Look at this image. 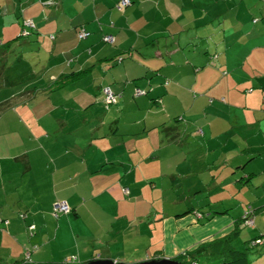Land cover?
Returning <instances> with one entry per match:
<instances>
[{"label":"crops","instance_id":"obj_1","mask_svg":"<svg viewBox=\"0 0 264 264\" xmlns=\"http://www.w3.org/2000/svg\"><path fill=\"white\" fill-rule=\"evenodd\" d=\"M119 1L0 0L1 45L29 30L45 55L0 101V264L191 263L236 230L264 255V0ZM165 178L216 181L220 209L151 223L142 199Z\"/></svg>","mask_w":264,"mask_h":264},{"label":"rangeland","instance_id":"obj_2","mask_svg":"<svg viewBox=\"0 0 264 264\" xmlns=\"http://www.w3.org/2000/svg\"><path fill=\"white\" fill-rule=\"evenodd\" d=\"M25 32L27 33L26 36H23L21 31L18 35V37L20 36V38L16 39L15 41H11L12 43L9 44V50L5 54L0 55V101L2 100V98H4L3 95H12L13 92L17 93L19 90H23V92L25 91V89L29 91L32 90L29 87L32 80H34L37 75L44 72V70L42 71V66L39 64H41V59H45V55L36 51L38 46L35 47L31 44L33 43V38H31L32 32L29 30H26ZM9 41L10 39H7L4 44ZM6 123L9 124L8 119ZM27 123L30 124V119L28 118ZM224 180L225 178L222 180V182ZM177 182H179L180 185H175V182L172 179L167 178L154 181L153 183H151V181H148L149 185L146 187V190L148 192L153 190V192H155V195L152 197L149 196L147 198H143L142 203L145 204L148 208L150 216L149 220H151V223H154V221L156 220V209L167 210L165 212L166 214H169L168 211L170 209L172 213V210L176 207H179V210H187L186 208L205 210L207 206L208 211L213 209H220V206L217 202L218 200H221L219 199L220 197L218 195L219 184L216 183V181L211 182V188L208 185L206 186L203 182L202 184H199V179H181ZM106 186L111 188L108 184ZM134 199V196L131 197V200ZM244 216L245 215H242L241 217L244 218ZM243 222L245 221L243 220ZM244 225L246 226L247 224L245 223ZM248 227L249 228L244 229L246 233H248V230L250 231V226ZM245 236L246 235L243 232L242 240H244ZM240 242L241 241L237 243ZM254 242L256 241H251V245ZM241 247L246 248L249 246H247L246 244H241ZM254 251H258V249H256L255 247V249L252 250L251 254L249 255L250 258L255 257L253 256ZM107 253L109 254V252ZM255 258L257 259L255 263L252 264H259V261L261 259H264V255H260L259 257L257 256ZM200 261L201 264H208L203 259H201ZM212 264H220V262L216 261Z\"/></svg>","mask_w":264,"mask_h":264},{"label":"trees","instance_id":"obj_3","mask_svg":"<svg viewBox=\"0 0 264 264\" xmlns=\"http://www.w3.org/2000/svg\"><path fill=\"white\" fill-rule=\"evenodd\" d=\"M131 1V0H130ZM122 0L119 1V3L117 4V7L121 5ZM127 8V7H126ZM125 9V8H123ZM120 9V10H123ZM25 26V25H24ZM12 42H7L6 44H4V48L0 43V55L5 54L9 49V44ZM89 72H91V69L88 67L86 70L82 71V73L79 72H72L71 74H68L66 77H64L63 79L57 80L55 83H53L49 90L53 89V90H59V89H63L68 87L69 85H71V82L73 79L75 78H80V76H83L84 74H89ZM33 89V88H32ZM46 92V91H45ZM44 92V93H45ZM105 92V91H104ZM105 102L107 104V106H111L114 104H117L116 101H111L108 102V96L105 92ZM117 100V99H116ZM170 131L171 130H175L176 128L173 129V127H169L168 128ZM167 129V130H168ZM255 211L253 208L249 207L248 210L245 212V216L243 218V220L245 221L244 224L246 223V226H250L252 227L253 224H249L250 221H254V216H255ZM193 212V211H190ZM240 236V232L239 230H236L234 232L233 235H230L226 238H223L221 240H218L216 242L211 243L212 248H210L211 245H204L202 247H200V249L196 252V253H205L207 252V258L204 259L208 264H212L217 262H220V264H252L255 263L256 259L255 257H259L260 255H262V253L258 252V251H254V255L255 257L250 258V254L252 252L253 249H260V246L258 245L260 243V241L254 240L256 242H254L251 245V241L249 240L248 242H240V243H235V240ZM241 244H246L249 247L246 248H242ZM211 251V252H210ZM210 253V254H209ZM193 255V254H192ZM192 255H190L192 257ZM187 257L182 256L180 259V264H201V261L198 259L197 262L196 261H192L191 263L188 262V260H186ZM215 261V262H214ZM44 264H60V263H44Z\"/></svg>","mask_w":264,"mask_h":264},{"label":"built area","instance_id":"obj_4","mask_svg":"<svg viewBox=\"0 0 264 264\" xmlns=\"http://www.w3.org/2000/svg\"><path fill=\"white\" fill-rule=\"evenodd\" d=\"M131 5V1L130 0H122L121 2V5L118 6L119 9H123V8H126L128 6ZM25 26L27 27H31L33 28L34 27V24L32 22H25ZM26 31V30H25ZM24 31L23 35L26 36L27 33ZM30 35V34H28ZM90 36V33L85 31V30H82L80 31V33L78 34V37L80 40H84V39H87L88 37ZM104 41L106 43H113L114 42V37L112 36H106L104 37ZM106 94L108 96V102H111V101H116L117 99V96L113 95L112 92L108 89L106 90ZM146 95V92L143 91V90H136V96H144ZM71 212V207L69 206V204L67 202H58L54 205V215L56 217H59L60 215L62 214H68ZM249 224H253V221H250ZM27 260L30 259V253L27 254L26 256Z\"/></svg>","mask_w":264,"mask_h":264},{"label":"water","instance_id":"obj_5","mask_svg":"<svg viewBox=\"0 0 264 264\" xmlns=\"http://www.w3.org/2000/svg\"><path fill=\"white\" fill-rule=\"evenodd\" d=\"M85 264H125V263H116L112 260H94ZM140 264H180V263L178 261H169V260H152Z\"/></svg>","mask_w":264,"mask_h":264},{"label":"clouds","instance_id":"obj_6","mask_svg":"<svg viewBox=\"0 0 264 264\" xmlns=\"http://www.w3.org/2000/svg\"><path fill=\"white\" fill-rule=\"evenodd\" d=\"M25 31V30H24ZM22 35H23V33H22ZM24 36V35H23ZM114 43V42H113ZM106 90H108V89H106ZM106 90H105V92H106ZM110 90V89H109ZM145 96V95H144ZM253 223H254V221H253ZM180 263V262H179Z\"/></svg>","mask_w":264,"mask_h":264}]
</instances>
